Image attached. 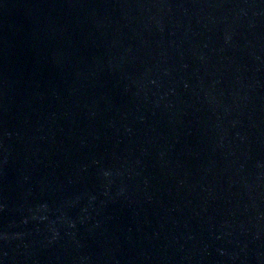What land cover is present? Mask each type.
Segmentation results:
<instances>
[{
    "label": "water",
    "instance_id": "95a60500",
    "mask_svg": "<svg viewBox=\"0 0 264 264\" xmlns=\"http://www.w3.org/2000/svg\"><path fill=\"white\" fill-rule=\"evenodd\" d=\"M0 264H264V0H0Z\"/></svg>",
    "mask_w": 264,
    "mask_h": 264
}]
</instances>
